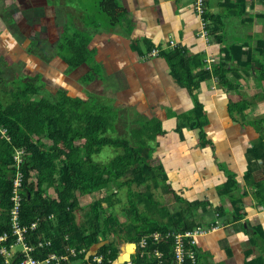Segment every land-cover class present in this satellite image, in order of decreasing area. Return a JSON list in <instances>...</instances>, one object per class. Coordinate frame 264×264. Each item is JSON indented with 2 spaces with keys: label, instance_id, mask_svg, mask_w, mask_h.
<instances>
[{
  "label": "crops",
  "instance_id": "crops-1",
  "mask_svg": "<svg viewBox=\"0 0 264 264\" xmlns=\"http://www.w3.org/2000/svg\"><path fill=\"white\" fill-rule=\"evenodd\" d=\"M79 1L0 0V58L2 53L11 55L9 67L26 74L24 79L53 71V62L59 59L55 66H66L69 74L49 81L45 77L47 91L55 81L71 83L64 90L84 100L101 91L107 99H94L111 105L118 113L117 121L128 120L127 127L133 130L146 124L153 127L149 128L155 137L148 142L154 150L148 162L164 168L172 189L167 201L157 199L173 212L203 201L206 208L194 212L193 219L205 227L218 225L198 238L200 264H264V193L262 199L256 196L258 185L264 190V158L249 164L250 148L264 135V128L259 130L249 116L250 110L257 111L255 106L264 113V99L256 97L264 90L260 63L264 44L258 42L264 39V0H244V10L238 4L241 0H206L210 13L222 20L220 36L225 39L213 36L208 44L198 35L200 22L193 0H117L124 15L116 25L106 14V23H93V14L77 5ZM77 33L88 40L97 71L109 60L112 67L105 77L111 73L108 78L115 76L120 83L108 85L99 78L87 83L90 65L71 70L58 56L60 39ZM246 42L244 50H250L252 58L236 53H232L236 58H227L226 45ZM153 48L160 52L149 56ZM179 48L197 61L195 73L209 57L223 63L236 88L223 87L213 76L193 91L180 85L171 76L165 56ZM113 56L123 59L116 65ZM157 85L160 91H148ZM242 100L250 102L244 113L231 112L230 105ZM190 114L205 121L202 128L190 126ZM132 119L135 124L130 123ZM232 176L237 181L234 193L240 218H234L235 206L224 195Z\"/></svg>",
  "mask_w": 264,
  "mask_h": 264
},
{
  "label": "trees",
  "instance_id": "trees-1",
  "mask_svg": "<svg viewBox=\"0 0 264 264\" xmlns=\"http://www.w3.org/2000/svg\"><path fill=\"white\" fill-rule=\"evenodd\" d=\"M100 4L111 24L116 25L124 15L118 1L101 0ZM238 4L244 10V0ZM206 15L211 37L225 40L220 36L224 26L221 18L213 16L208 9ZM258 42L262 46L264 39ZM247 44L226 45L224 50L227 58H236L232 53L252 58L250 50H244ZM60 47L66 48L67 52L58 53V56L71 70L82 64L90 65V71L85 76L87 83L99 78L96 65H93V50L88 48V40L82 34L64 35ZM261 51L264 53V47ZM165 56L178 82L191 91L213 75L223 87L236 88L234 79L228 78V69L223 63H213L212 70L202 67L195 73L197 61L187 56L184 50L179 48L172 55L167 53ZM261 75L264 77V69ZM38 76L22 78L11 92L12 99L7 103L0 100V236L5 233L9 235L6 242L8 246L15 241L11 224V194L15 172L14 154L20 148L25 149L21 222L28 226L37 222L36 228L28 231L26 238L35 247L32 251L34 257L62 254L74 247L78 250V256L71 258L72 264H94L93 254L88 256V251L96 246L93 252L104 256L102 264H114L120 254L121 241L136 242L150 232L185 231L199 225L193 219V213L200 207L205 209L207 203L197 202L180 212L171 213L168 206L154 197L152 186L161 188L165 193L172 192V189L167 183L164 168L152 166L148 162L154 150L148 142L155 137L156 132L150 131L153 127L143 125L133 130L131 137L110 136L108 131L117 132L118 115L111 105L94 98L84 100L75 97L64 89L55 93L49 91L51 96L43 94L45 85L39 83ZM256 97L264 99V90ZM249 105L247 100L234 102L230 105V111L244 113ZM252 122L259 130L264 128V116ZM189 124L202 128L205 121L199 117L197 121H189ZM3 129L10 140L2 133ZM200 134L201 139H204L203 130ZM107 145L119 149V153L108 162L95 160L94 156L100 154ZM259 158H264V135L257 146L250 148L249 164L254 165V160ZM134 183L146 187L137 191L133 189ZM236 183L232 176L226 184L224 195L229 196L235 206L234 218H240L239 201L234 193ZM125 186L128 189V206L121 211L122 220L112 206L115 205L113 198L116 191ZM258 186L256 196L262 199L264 190L261 185ZM112 188L116 191L108 194ZM101 193L103 196L93 203L94 210L88 216V224L79 226L75 210L80 205V195L100 196ZM104 201L107 207L103 206ZM40 241L44 243L43 246H39ZM47 241L50 243L46 244ZM82 248L87 251L79 252ZM193 249L197 252V260L195 263L188 261L187 264H200L197 245ZM21 258L23 254L19 250L14 256L15 263ZM135 262L149 264L140 259H135ZM0 264H6L1 254Z\"/></svg>",
  "mask_w": 264,
  "mask_h": 264
},
{
  "label": "built area",
  "instance_id": "built-area-1",
  "mask_svg": "<svg viewBox=\"0 0 264 264\" xmlns=\"http://www.w3.org/2000/svg\"><path fill=\"white\" fill-rule=\"evenodd\" d=\"M194 10L197 14L200 22V30L198 35L202 37L206 44L211 40L210 31L208 29L209 19L206 15L207 6L206 0H193ZM160 52V49L153 48L149 56H156ZM215 62L214 57L206 59L205 68L212 70V64ZM214 81H217V77L214 76ZM2 133L10 140V136L6 135V130H2ZM25 149L20 148L15 151L13 167L15 168L12 194H11V224L15 241L9 246L6 242L9 240L8 234L0 236V254L3 256L6 264H72L71 258H77L78 250L71 247L66 253L57 254L51 253L46 257H34L32 251L34 246L29 244L26 240L28 231H32L36 228L37 222H33L30 226L24 225L21 222V207H22V190L24 182V173L22 171L23 155ZM218 227L217 223L205 227L197 225L193 229L185 231H167L165 233L160 231H154L147 233L140 237L136 242L124 241V247L126 248L127 258L123 262H120L118 258L114 264H136L135 259L145 260L149 264H187L188 261L195 263L197 260V252L193 249L198 243V238L203 236ZM50 242L47 241L46 244ZM39 246H43V242L38 243ZM17 245H22L23 258L17 263L14 261V256L19 250H16ZM170 245V247H169ZM128 246H133L129 251ZM168 247L170 248L168 250ZM125 250V249H124ZM86 248H82L79 252H86ZM89 254H93L92 262L94 264H102L104 256L102 254H96L93 249L88 251ZM120 255L123 252L120 251Z\"/></svg>",
  "mask_w": 264,
  "mask_h": 264
},
{
  "label": "rangeland",
  "instance_id": "rangeland-1",
  "mask_svg": "<svg viewBox=\"0 0 264 264\" xmlns=\"http://www.w3.org/2000/svg\"><path fill=\"white\" fill-rule=\"evenodd\" d=\"M100 2H101V0H80L76 4L77 5L80 4V7H82L86 11L90 12V14H93L92 18H91V20H93V23H98V22L106 23L107 17H105V13L102 12V8H101ZM70 23L72 24V18H70ZM63 40H64V36L60 39V42H58L57 45L60 44ZM66 52H67L66 48L62 49L60 46L58 47V53L59 54H65ZM2 55H3V58H0V100L2 102H4V103H7V102H9L12 99L11 92H13V90L17 88V85H19V83H21L22 78L24 77V75L26 76V74L22 75V74L18 73L17 71L15 73L13 68L9 67V65H11L10 62L12 60L11 59V55L3 54V53H2ZM122 59H123L122 56H118V58H114V56H113L112 61L117 65L118 62L121 61ZM18 62L21 63V60H19ZM53 64L58 65L59 64V59L55 60V62H53ZM55 65H53L54 68H55V69H53V71H48V72L41 71L40 72L41 74L38 76L39 83L45 85V89L47 87V81L44 79L45 77L49 81V80H53L55 77L65 76L66 75L65 73H67V70L65 69L66 66L62 67L64 69H59ZM101 65H102L103 69L100 68V70H98L99 79L105 80L103 82L105 84L108 83V85H116L117 83H120V80L117 77H115V76L112 77V78H108L111 73L105 77V73H109V69L112 67V64H110L109 60H108V62L106 64L105 63H101ZM262 65L264 66V59L262 60ZM113 70H114V67L112 68V71ZM67 74H69V73H67ZM171 76L175 77L173 73H171ZM102 77H105V79H103ZM64 78H66V76ZM25 79H26V77H25ZM62 80H63V78H62ZM177 81H178V79H177ZM51 84H53V85H51ZM70 85H71V83H67L66 86H65V85H62L61 82L57 83L55 81L53 83H50L48 88H49V90L51 92L55 93L57 88L58 89L69 88ZM180 85L184 86L182 83H180ZM85 86H86V83H85ZM159 88H160L159 85L153 86L148 91H151V90H153L154 92L155 91H160ZM186 88L189 90L188 87H186ZM135 90H139L140 91V89H138V88H135ZM48 91H46V90L43 91V94L51 96L50 92H48ZM143 91H144V89H143ZM95 93L97 95L94 94V95L91 96V98H96V99H98L100 101L101 100L105 101L107 99V97L101 91L95 92ZM121 104L122 103L118 102V103H116V106L121 105ZM129 104H132V102H129ZM255 109L257 110L255 113L252 112V110L249 111V116H251L253 119L264 116V113L261 110H259L257 108V106H255ZM190 116L192 117L191 114H190ZM197 119L198 118H196V117H192L191 118V120L193 122L197 121ZM135 120L136 119H132V120H129V121H130L131 124H133V123L135 124L136 123ZM127 123H128V120H122V118H121V120H119V118H118V121L116 123L117 124V132H113L112 130H110V131H108L107 134L108 135L110 134V136H114V137L118 136V135L131 137L129 130L132 132L133 128L129 129L127 127ZM3 130H5V129H3ZM118 153H119V149H116L115 147H113L111 145H107V146L103 147V149H102L100 154H97V155L94 156V159L97 160V161H101V162H108L114 156H116ZM145 187H146L145 185L138 186L137 183L133 184V189L137 190V191L144 190ZM151 190H152L155 198L161 199L162 201H167L165 197H167L168 195H166L167 193L163 192V190L161 188H154L152 186ZM114 191H116V189L112 188V189H110L108 191V194H110V193H112ZM127 191H128L127 186H125L124 188L118 189L116 191L115 195H114V198H113L115 200V205L112 206V208L117 214H119L120 219H122V220L124 218H123V215L121 214V211L123 210V208L128 206ZM102 196H103L102 193L100 194V196H99V194L80 195V197H79L80 205L75 210V215H76V219L78 221L79 226H84V225L88 224V216L94 210V204L93 203L97 200L98 197H102ZM102 204L105 207L108 206L106 204V201H104ZM140 206L143 208V204H141ZM180 211H182V209L181 210H179V209L175 210L174 212H180ZM172 212L173 211H171V213ZM95 247L96 246H94L93 249ZM119 247H120V251L123 252V255H120L118 257V260H121L122 258H124V259L127 258L126 248L124 247V241L120 242ZM22 248H23L22 245H17L15 247L16 250H22Z\"/></svg>",
  "mask_w": 264,
  "mask_h": 264
},
{
  "label": "bare ground",
  "instance_id": "bare-ground-1",
  "mask_svg": "<svg viewBox=\"0 0 264 264\" xmlns=\"http://www.w3.org/2000/svg\"><path fill=\"white\" fill-rule=\"evenodd\" d=\"M132 247H133V246H128V248H129V251H131V250H132Z\"/></svg>",
  "mask_w": 264,
  "mask_h": 264
},
{
  "label": "water",
  "instance_id": "water-1",
  "mask_svg": "<svg viewBox=\"0 0 264 264\" xmlns=\"http://www.w3.org/2000/svg\"><path fill=\"white\" fill-rule=\"evenodd\" d=\"M125 259L124 258H122L121 260H120V262H123Z\"/></svg>",
  "mask_w": 264,
  "mask_h": 264
}]
</instances>
